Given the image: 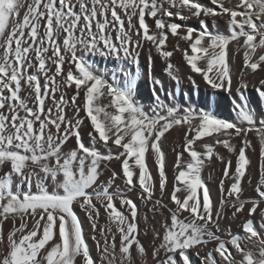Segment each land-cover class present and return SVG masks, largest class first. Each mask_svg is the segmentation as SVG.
Masks as SVG:
<instances>
[{
    "label": "snow or ice",
    "instance_id": "snow-or-ice-1",
    "mask_svg": "<svg viewBox=\"0 0 264 264\" xmlns=\"http://www.w3.org/2000/svg\"><path fill=\"white\" fill-rule=\"evenodd\" d=\"M0 264H264V0H0Z\"/></svg>",
    "mask_w": 264,
    "mask_h": 264
},
{
    "label": "bare ground",
    "instance_id": "bare-ground-1",
    "mask_svg": "<svg viewBox=\"0 0 264 264\" xmlns=\"http://www.w3.org/2000/svg\"><path fill=\"white\" fill-rule=\"evenodd\" d=\"M191 25L196 26V21H190ZM224 24L221 21L219 23V30L224 31ZM154 56H156L155 53H153ZM173 63L177 66V69L179 71L180 77H181V84L177 87L174 82H172L169 77L164 73L163 68L164 64L163 61L156 57L155 59V65L153 69L154 75L161 79L164 85V90L161 92L162 97H166V102L169 103H178L181 106H193L199 109H204L208 111H213L217 116L226 118V119H235V114L232 111V103L231 98L228 97L225 93L219 92V91H213L212 89L205 86L204 82L200 79L199 76H194L196 79L197 85L193 86L188 80L187 76L191 73L189 72L188 67L186 64L182 61V58L179 53H176L174 57L172 58ZM92 61L96 64V67L99 72L105 73L106 78L111 81V72L117 68V65L114 61L111 60H104L100 57H94L92 58ZM147 67L146 62V54L142 55L141 57V67H140V76L137 80V99L144 104L145 106H148L152 103L150 100L151 96V87H150V81L145 77V69ZM234 71L238 73L239 66L238 64L235 66ZM194 75V74H192ZM251 79V77H249ZM122 84V81H121ZM169 93H174V100L172 96H169ZM250 98V103L253 105V107L258 108V100L254 93L251 91L248 93ZM88 131L87 128L84 129V132L86 133ZM180 133L177 131H173L170 140H179ZM171 146L169 145V148ZM223 151V150H221ZM174 160V154L169 150L168 154V164H169V175L171 176V165ZM209 187L212 191V194L214 197H218V189H217V183L216 180L213 179L209 181ZM142 211L144 209L142 208ZM81 218L83 219V213H80ZM85 224V230L86 232L90 233L91 229L89 228L87 221H84ZM147 243V240H145ZM89 244L92 245L91 238L89 236ZM94 247V245H93Z\"/></svg>",
    "mask_w": 264,
    "mask_h": 264
}]
</instances>
